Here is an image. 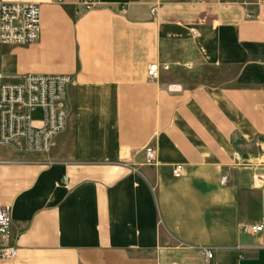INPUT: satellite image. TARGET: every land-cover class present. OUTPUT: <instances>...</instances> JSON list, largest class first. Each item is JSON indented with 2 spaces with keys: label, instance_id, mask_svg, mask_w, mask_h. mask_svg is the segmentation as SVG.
<instances>
[{
  "label": "crops",
  "instance_id": "1",
  "mask_svg": "<svg viewBox=\"0 0 264 264\" xmlns=\"http://www.w3.org/2000/svg\"><path fill=\"white\" fill-rule=\"evenodd\" d=\"M2 1L40 35L0 73L72 82L46 154L0 147V264H264V0Z\"/></svg>",
  "mask_w": 264,
  "mask_h": 264
},
{
  "label": "built area",
  "instance_id": "2",
  "mask_svg": "<svg viewBox=\"0 0 264 264\" xmlns=\"http://www.w3.org/2000/svg\"><path fill=\"white\" fill-rule=\"evenodd\" d=\"M83 12L93 9L96 0H75ZM225 2L226 0H218ZM62 5L65 0H52ZM190 4H202L205 0H188ZM154 12V11H153ZM40 35V11L36 3L3 2L0 0V48L2 46H28L36 43ZM166 70V67L163 68ZM151 83L159 79L157 66L147 70ZM67 75H23L5 78L0 73V147H10L17 152L43 155L53 139L66 127L67 112L63 105L71 85ZM40 119L33 121V114ZM148 166L156 161L150 149L145 151ZM235 160L237 157L235 156ZM181 166H175L172 175L180 178ZM9 209L0 204V260H11L17 255L15 239L10 234ZM244 233L264 231L260 226H245ZM206 259L211 253L204 254Z\"/></svg>",
  "mask_w": 264,
  "mask_h": 264
},
{
  "label": "rangeland",
  "instance_id": "3",
  "mask_svg": "<svg viewBox=\"0 0 264 264\" xmlns=\"http://www.w3.org/2000/svg\"><path fill=\"white\" fill-rule=\"evenodd\" d=\"M32 118H33V121H38L40 119L39 113H34L33 116H32ZM19 157H25V158H27V155H25V156H19Z\"/></svg>",
  "mask_w": 264,
  "mask_h": 264
}]
</instances>
